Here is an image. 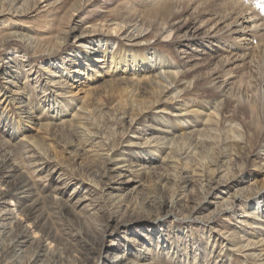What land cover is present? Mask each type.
<instances>
[{"label": "rangeland", "instance_id": "rangeland-1", "mask_svg": "<svg viewBox=\"0 0 264 264\" xmlns=\"http://www.w3.org/2000/svg\"><path fill=\"white\" fill-rule=\"evenodd\" d=\"M166 1L168 2L164 4ZM191 1L193 0H12V2L11 0H0V161L6 163L8 170L13 164L14 172L12 171V174L14 177L11 185H16L26 178L32 188L31 203H33L25 209L24 214L18 216V219L15 218L11 221L14 223L12 237L25 233L27 230L29 233L34 232L32 236L37 239L34 244H31V248H27L22 253L8 249L4 251L10 242L9 239L4 240L0 245V264H46L47 262L60 264L62 260L65 261L64 263L62 261L61 264H80L75 252H71V249L73 247L75 249L77 245L80 248L81 240H83L79 236L80 233L77 232L78 228H81L79 223L84 227L90 226L88 228L95 232L106 227L107 221L109 222L111 219L109 216H112L119 208L113 196L121 198V206H123L120 208L122 214L116 215V219L123 215L127 206L141 205L144 211L146 210L145 212L150 211L155 217L157 205L154 200L158 201V198L161 197L166 202L165 205L169 206L166 209H173V211H166V213L165 209L162 215L159 214V218L153 217L157 219L154 222L146 219L153 216L149 215L141 220L136 219L134 223H127L119 230L120 232L116 233L118 235L115 236V233L104 235L102 237L105 244L103 247H107L112 241L118 242L117 239L124 236L133 237L134 233L141 238L143 243L145 239L141 236L140 231L150 225L152 227L159 226V230H163L165 234L168 232L166 237L169 240L166 247L168 255L165 259H160L161 248L156 246L154 248L156 264H176L177 257L174 255L177 244L184 246L188 252V260H191L189 255L195 252L196 247L201 251L205 249L209 264H221L222 260L225 264H261L256 258L250 261L246 253L247 255L255 253L261 260H264L260 249H254L255 245L251 246L253 250H249L245 254L234 251L237 246L242 245L244 240L249 239L251 243L254 241L247 235V231L251 230L250 226L247 227V223L237 222L246 221L244 209L240 210L239 202L241 200L239 197L233 199L231 196H227L224 199H216V201H212L215 204H209L207 207V202L213 199L211 196L216 192L215 189H212L210 195L200 203L201 205L198 204L197 209L191 211L189 215L180 212V207H175L176 209L172 207L175 206L174 202L177 203L181 199L183 203H186V206L190 203L193 205L195 199L201 195L202 189L209 185L214 168L220 169L215 172V176L230 172L229 175L233 177L239 168L250 169L253 167L254 161H260L262 158L264 160V119L261 118L260 113L252 115L247 111V105L244 102L246 93L254 97L256 94L264 93V58H262L264 56L260 52L256 53L254 65L246 62L234 68V71H237V79L248 86L247 90L240 93L239 100L236 102L220 99L218 92L211 86L212 70L210 74L207 71L205 76L199 75L206 68L212 69V66L185 72L180 80L184 81L188 87L182 86L175 89V85H171L168 80L155 77V74L151 73L153 70L134 72L128 70L124 78L127 80L124 81L122 74L116 70H110L108 65L105 66L104 71L98 69L97 72H94L96 76L93 77L92 71L95 70L91 67H98L99 64L87 62L83 55L79 57V65L77 62L76 64L72 63V48H82V45L88 43L87 40L76 42L75 36L81 32L78 26L79 28L81 26L90 28L92 25L103 22L113 25L123 23L125 26L131 21L129 19L133 18L139 22L135 27L128 29H130L129 32L137 33L143 20L146 25H143L140 31L144 32L143 38L148 42V45L146 49L136 51L138 57H146L151 52H159L168 60L171 59L176 66H180V58L174 49L176 46L173 42L175 35L172 34L169 38L162 34L155 35L153 29L158 25L155 23L166 22L169 24L189 16L197 19H209L224 9H236L243 15L246 11L240 5L241 3L244 4V7L249 6V11L254 15L260 16L263 13L262 8L259 7V4H263L260 0H195V3ZM192 10H196V13ZM192 13L194 14L192 15ZM167 34L170 35L169 32H166L165 35ZM103 36L108 39L111 50L117 51L119 46L126 48V52H129L128 61L131 59V53L134 54L133 51L138 50L133 45H125L127 42L123 41L121 37L114 35L111 39L107 35ZM261 37L264 40V33ZM124 49L121 50V54L124 53ZM69 53L71 54L68 58ZM127 53H125L126 57ZM99 57L97 54V58ZM51 60L56 66L62 64L63 69L68 68L65 71L70 76L68 75V78L60 77L59 75L62 73L57 74V71L49 73ZM262 66L263 68H261ZM256 68L257 70H255ZM75 69L78 70L76 73L73 72ZM72 75L76 77L73 78ZM192 110L198 113L186 115L188 111ZM56 113L67 114V124H54L52 116ZM176 114L179 117H176ZM173 115L174 117H172ZM181 115L188 118L185 120L190 123L179 122ZM209 115L214 116L215 119L212 120ZM157 117L170 118V120H174V124H180V127H184L188 132L187 137H183V140L179 139V143L174 144L172 151H169V156L171 155L173 161L176 162L174 165L171 164L170 168L166 165V168L170 169L169 173H176V177L180 175L178 178H181V181L194 179L192 182L187 181L182 184L177 182L178 178L174 179L175 176L169 182L154 177L151 175L149 167L155 164H147L148 167L145 168L139 167V163L143 161L136 156L134 150L130 151L126 146L129 140H132L133 135L151 137L152 135H148L151 129L148 128L151 124H159ZM73 128H77V130L81 128L80 133H75ZM146 129L148 130L146 131ZM190 143H193L192 147ZM195 148L197 149L195 150ZM125 152L128 153L126 157L132 163L130 168L132 173H128V175H136L135 179L140 182L137 188H133L136 182L128 183V175L109 172L108 167L115 165L107 155L119 157ZM154 154L158 156L159 149H156ZM136 168L141 169L140 172L135 170ZM209 171L210 174H208ZM125 183L130 185V189L132 188L129 195L124 189L126 188ZM0 185L1 188L5 187L2 183ZM225 186L219 187L224 188ZM72 190H75L74 194ZM85 197L86 200L80 207L75 205L78 203V199ZM190 198L193 201L189 200ZM226 200L231 206L233 205L232 210H222L223 212L217 214L216 205L224 202L221 205L222 208L228 204ZM4 207L5 204L0 205V209ZM200 209L201 213H199ZM234 211L236 214H233ZM206 216H210L211 219L206 221L208 219ZM114 223L113 220L110 224ZM144 234L147 233L144 232ZM221 234L226 238L229 236L228 240L221 237ZM241 235H245L244 238ZM151 236L154 237V235ZM43 243L44 248L42 247ZM128 243L130 246L131 242ZM132 247L135 250L138 245ZM41 248L42 251L44 250L42 253H45V258L42 257L44 260L33 259V253L40 252ZM19 254H23L22 257ZM218 259L221 260L217 262ZM102 263L103 261L98 262V264Z\"/></svg>", "mask_w": 264, "mask_h": 264}, {"label": "bare ground", "instance_id": "bare-ground-1", "mask_svg": "<svg viewBox=\"0 0 264 264\" xmlns=\"http://www.w3.org/2000/svg\"><path fill=\"white\" fill-rule=\"evenodd\" d=\"M196 1L193 0L191 2L195 3ZM11 2H12V0H11ZM13 2H15V1H13ZM167 2L168 1L164 2V4L167 3ZM236 3H238V2H236ZM200 4H202V3H200ZM240 5L246 11V13L243 14V15H241L236 9H230V10H225L224 9V10H221V11H218L219 10L218 9L217 10L218 12L216 13V15L214 17H212V18H209V19H197V18L189 16V17H182L183 19L176 20V21L172 20L173 22H171L169 24H167L166 22L155 23V25L158 24L157 26H155V29H153L155 35L162 34V35L166 36V38H169L172 34L175 35V37L173 38V42H175V45H176V46H174V49H175L178 57L180 58V66H178V65L176 66L175 63L171 59L168 60L165 56H163L159 52H151V53H149V56L147 55L148 57L147 56L146 57H144V56L138 57V55L136 54V51L144 50V49L147 48V45H148V42L145 41V39L143 38L144 37V35H143L144 32L140 31L143 28V25H146V24L142 20L141 21L142 24L140 23L141 26L138 27L137 33L135 31H133V30H132L133 32H129L131 27H135L137 25V23L139 22V20L133 19V18L129 19L131 21H129V23L125 24V26L123 25V23H117L116 25H113L111 23L108 24L107 22H103V23L98 24V25L97 24L92 25V26H90V28H85L84 26H81L79 28V26H78V29H79V31L81 30V32H80L79 35L75 36L76 42L79 43L80 41L87 40L88 43L82 45L83 47L81 45H79L82 48H80V47L72 48V53H73V55H72L73 56L72 57L73 62L72 63L76 64V62H77V64H78V60H79L80 55H83L87 62H93V64H96V65L99 64L98 67L97 66L91 67L92 69L95 70V71H92V76L93 77L96 76L94 72H97L98 69L101 70V71L102 70L104 71V68H105L106 65H108V68L110 70L113 69V70H116L118 73L120 72L122 74L121 76H123L122 79H124L126 77L125 74H126V71H128V70L130 72H134V71H137V70L138 71H147V70L151 71V70H153L151 73H154L155 77H157L159 79L163 78L165 81L168 80L171 85H175V87H176L175 89H177L178 87H182V86L188 87L187 85H185L184 81L180 80L181 76L185 72H191V71L200 69L202 67H206V66L207 67H211L212 66V69L206 68L205 70L200 72L199 75L200 76H205L207 71H209V74L212 72V77L209 76V77L213 78L212 81H211V86H213L214 89L218 92V96L220 97V99L221 100L222 99L227 100L228 102H234V101L236 102V101L239 100L240 93L243 90H247L248 86H245L240 81V79H237V77H238L237 74H236L237 71H234V68H237L238 65L245 64L246 62L254 65V62L256 61L255 60L256 53L260 52V54L264 56V43H263L264 40L261 37V35L264 33L263 32L264 31V7H263L264 4H261V5L259 4V7L262 8V12H263L260 16L254 15L253 13H251L249 11L250 10L249 6L248 7H244L243 3H241ZM205 7H206V5H205ZM218 7H219V5H218ZM192 12L196 13V10L195 11L192 10ZM194 13H192V15ZM181 14H183V13H181ZM197 14H199V13H197ZM175 15H176V13H175ZM161 26H163V27H161ZM128 28H130V29H128ZM166 32H169L170 35L169 34L165 35ZM103 35H105V36L107 35L108 37H111V39H112V37H114V35H115V37L116 36L119 37V38L121 37V39H123V41L127 42V43H125V45H128V46L129 45H133L134 47H137L138 50H134L133 51V52H135L134 54L130 52L131 53V56H130L131 59H130V61H128L127 58H129L128 57L129 52L128 53L126 52V48L124 49L123 46H119L117 48V51L116 50H111V45H110L108 39L105 38ZM140 47H142V48H140ZM122 49H124V53L123 54H121V50ZM95 52H97V53H95ZM125 53H127V57H126ZM70 54L71 53H69L68 58H69ZM97 54L100 56L99 58H97ZM150 54H151V56H150ZM152 54H154V55L152 56ZM65 58H67V57H65ZM65 58H64V60H65ZM262 58H264V57H262ZM50 62H51V67H50L49 73H53V72L57 71V74L58 73L60 74V72L62 73L61 75H59L60 77H64L65 76V77L68 78L70 76L69 73L65 71L68 68H64L63 69L62 68L63 67L62 64H58L56 66L55 63L52 60ZM150 63H151V66H149ZM263 66L261 68H263ZM253 68H254V66H253ZM255 70H257V68ZM77 71L78 70L75 69L73 72L76 73ZM87 71H89V70L87 69ZM71 72H70V74H71ZM261 72H263V71H261ZM196 74H193V75H196ZM72 76H73V78L76 77V76L74 77V75H72ZM121 76H119V77L121 78ZM155 77H153L154 80H155ZM125 80H127V78L124 79V81ZM112 81H114V80H112ZM188 84H190V82H188ZM151 87H153V86H151ZM205 88H206V86H205ZM183 91H181V92H183ZM160 93H161V91H160ZM143 94H141V95H143ZM165 97H166V95H165ZM244 102L247 105V111H249L252 115L260 113L261 116H262L261 118L264 119V93L263 92H262V94L260 93L259 95L256 94L255 97L250 95V94H248V93H246V99L244 100ZM259 103L261 104L260 106L257 105ZM188 104H189V102H188ZM197 110H198V108H197ZM196 113H198V112L192 110V111H188L186 113V115H194ZM184 115H181L182 117L179 118V122L187 121V123H190L188 120H185V119H188V118L183 117ZM196 116L198 117V115H196ZM206 116H208V115H206ZM52 117L54 119V120H52V121H54L53 122L54 124H58V123H62V124L66 123L67 124V120L68 119L66 118L67 114H65V113H63V114L56 113V115L54 114ZM172 117H174V115ZM176 117H179V116L176 114ZM197 117H194V118H197ZM157 118H159V117H157ZM211 118H212V120H213V118L215 119L214 116L211 117ZM207 120H208V118H207ZM158 121H159V124H151L150 128H148V129H151L150 133H148V135H152L151 137H149V136L148 137H142V136L140 137L139 135H133V137H131L132 140H129V143L126 146L129 147L128 149H130V151L134 150L133 152L136 153V156H138V158H140V160L144 162V163L143 162L139 163V167L145 168V167H148L147 164H151L152 165V163H153L155 165L149 167L151 175H153L156 178L158 177L160 180H165L166 182L167 181L169 182V180L174 178V176H175L174 179H177L180 176V175H177V177H176V175H175L176 173L175 174L169 173L170 169L167 170L168 168H166V165H168L169 168H170V165L171 164L174 165V162H176V161H173L171 155L169 156V151L170 150L172 151V148L174 147V144H176L179 141V139H182L183 137H185L188 132L185 130L184 127H182V126L180 127V124H178V123L174 124L173 123L174 120L172 121V120H170V118H167V119L159 118ZM262 122H263V120H262ZM203 125H205V124H203ZM73 126H74V124H73V121H72V127ZM186 126L188 127L187 124H186ZM235 128H237V127H235ZM80 129L77 130V128H76V129H74V132L75 133H80L79 132ZM148 129H146V131ZM10 133L13 134L14 132H10ZM135 134H138V133L135 132ZM191 134H192V132H191ZM198 136H200V135H198ZM220 139H221V137H220ZM27 140H28V138H27ZM25 141H26V139H25ZM138 141H141V142H138ZM205 142H206V139H205ZM29 143H33V142H29ZM192 144H191V147H192ZM30 145L32 146V144H30ZM36 145H38V144H36ZM204 145H205V143H204ZM239 146L241 147V145H239ZM183 147H184V145H183ZM235 147H237V145ZM197 148H195V150ZM156 149H159V152H160V154L158 156L154 154ZM181 150H183V149H181ZM205 150H207V149H205ZM182 153H184V152H182ZM206 154H208V153L206 152ZM126 155H128V153H126V152L123 153L122 155H120L119 157H116V156L115 157H110L109 154L107 155V157H109L108 159L111 160L112 164L115 165V166H112V167H108L109 168V172H111V174H119V175L126 176V175H128V173H132V169H130L131 166H132V163L129 161V159L126 157ZM224 155H225V151H224ZM177 157H180V156H177ZM208 157H210L209 154H208ZM233 158H234V156H233ZM240 158H239V160H240ZM242 158H244V157H242ZM181 159H184V158H181ZM252 161H254V160H252ZM226 162H228V161H226ZM239 164H240V162H239ZM253 164H254L253 167L250 168V169L249 168H244V167L239 168V170L236 172V175H234L233 177L231 175H229L230 172L224 173V174L222 173V175H216L215 176V172H217V170H220V169L219 168H214L213 169V174L211 175V178H210V181H209V185L208 186L204 185L205 187L203 186L204 188L203 189L201 188L202 189V193H201L200 196H198L195 199V203L193 205H190L191 204L190 203V204H188L186 206V203H183V200L181 199L180 201H177V203L174 202L175 206H172V207H174V208L175 207H180V209H181L180 212H183V213H186V214L189 215V213H191V211L197 209L196 207H197L198 204H200L202 201H204L207 198L208 195H210V190H212V189H215L216 192H215L214 195L211 196V198H213V199L210 200V202H207V207L209 206V204H215L212 201L213 200L216 201V199L217 200L218 199H224L227 196H231L233 199H236V197H239L240 200H241L239 202L240 203V210L244 209L243 213H244V218L246 219V221H237V222L240 223V224H246L247 223L246 224L247 227L250 226L251 230L247 231V235L252 237L254 239V241H253V243H251L249 241V239L248 240L247 239L246 240L243 239L247 243L245 244V242L243 241V243H241L242 245H240L239 247L237 246V248L234 249V251L235 252H239V253L243 252L245 254L247 251L253 250L251 246L255 245L254 249L258 250V248H259L261 253H262V256L264 257V160L262 158L260 161L259 160L258 161H254ZM12 165H10L11 166V167H9L10 170H8V169H6V163L4 161H0V183H2L5 186L4 188H1V185H0V205L1 204H5V207L0 209V245H2V242H4V240L6 241V240L9 239V241H10L9 245L7 244V247L4 248V251H6V249H8V250H11V251H14V252L18 251L19 253H22V252H25L27 250V248H31L32 247L31 244H34L37 239H35L36 237L32 236V234L34 232H30L29 233L27 230L25 231V233H21V234H19L16 237H12V233L14 231L13 230L14 223H12L11 221H13L15 218L18 219V216L20 214H24L25 209L28 208L30 206V204L33 203V202L31 203V196H32L31 189L32 188H31V185H30L29 181L26 178L23 179L21 182H18V184H16V185H11L12 178L14 177V175L12 174V171H13ZM223 167H224V165H223ZM97 170H99V169H97ZM135 170L140 172L141 169L138 170V168H136ZM234 170H233V172H234ZM194 173H196V172H194ZM52 174H53V171H52ZM208 174H210V171L208 172ZM133 176L134 175H132V176L128 175L127 177L129 179H127V180H128V183H131V182L132 183L133 182L134 183L135 182L139 183V184L135 183L134 187L132 186L133 188H137L140 185V182L135 179L136 175L134 177ZM111 178H113V177L111 176ZM184 179H185V177H184ZM202 179H204V178L202 177ZM192 180H194V179H192ZM192 180H188L187 179L188 182H192ZM187 181L186 180L185 181H181V178L177 179V182H181L182 184L186 183ZM197 182H199V181H197ZM128 183L124 184L125 187H126L124 189L126 191V194L129 195L130 192L132 191V188L130 189V185ZM171 183H173V182H171ZM195 183H196V181H195ZM201 184H202V182H201ZM244 184H246V185H244ZM221 185H226V186L224 188H221V187H219ZM192 186H194V185H192ZM98 187H99V185H98ZM112 189L116 190L117 188H112ZM187 190L189 191V189H187ZM73 192H75V190H72V193ZM113 198H115L114 201L119 206V208H118L117 211H115L114 214H112V216H109L111 219L109 220V222L107 221L106 227H104V228H102V229H100V230L95 232V231H93V229L91 230L90 228H88L90 226L84 227V225H81L79 223V226L81 228L80 229L78 228L77 232L80 233L79 236L83 240H81V246L79 245L80 248L76 244L77 246H75V249L73 247V249H71V252H75L76 258L81 262L80 264H98V262H100V261H103L102 264H156L157 258H156L155 252H154V248L156 246H157V248L158 247L161 248V254L162 255L159 256L160 259H165L167 257L166 255H168L167 254L168 250L166 249L167 242H169V240H167V238H166L167 235H168V232H167V234H165V232L163 230L162 231L159 230L160 229L159 226L152 227V226L149 225L148 227H146V229L140 231L141 236L143 237V239L146 240V241L144 240L143 243H142L141 238L137 237V234L135 235V233L134 234L132 233L133 237H125L124 236L121 239H117L116 238L118 242L112 241L111 243H109V245L107 247H103L105 245L104 242L102 241L103 240L102 237L104 235H107V234L111 235L112 233H115V236H116V235H118L116 233L120 232L119 230L122 227H124V225H126L129 222L134 223V221L136 219L137 220L144 219L145 216L153 215V216L147 217L146 219L152 220L154 222V220L155 221L157 220V219H154V218H157L158 216L160 217V215L163 214V211L166 208L167 209L169 208L168 205H165L166 202L162 199L163 197H161L160 199L158 198V201L156 199L154 200V201H156L155 204L157 205L156 206L157 207L156 208L157 212L155 213V217H154V214L150 213V211L145 212L146 210L144 211V208L141 205V206H136V207L135 206H133V207L127 206V208L125 209L123 215L119 219H116L115 218L116 215H121L122 214V212H121L122 210L120 208L123 207V206H121V198H118V196H113ZM176 198H177V196H176ZM191 198L189 200H192ZM85 200H86V197L85 198H80V199H78V203L75 204V205L80 207L84 203ZM95 202H97V201H95ZM223 203H218L216 205V208L214 207L216 209L217 214H220L221 212H223L222 210H224V211H231L232 210V208H233L232 206L233 205L231 206V204H229V202H228V204H225L221 208V205ZM202 205H204V204H202ZM10 207H14V208H10ZM167 209L165 210V212L166 211H168V212H172L173 211V209H170V210H167ZM128 212H130V213H128ZM201 212H202V210L200 209L199 213H201ZM233 214H236V211H234ZM206 219H207L206 221H208L211 218H210V216H206ZM113 220L115 221V223L114 224H110ZM97 222H99V221H97ZM137 222H139V221H137ZM232 223H234V222H232ZM96 224H98V223H96ZM39 229H40V227H39ZM108 230H109V232H108ZM49 231H50V228H49ZM216 231H218V230H216ZM144 232L147 233V234H144ZM151 235H154V237H152ZM244 236L245 235H241L242 238H244ZM49 237H50V235H49ZM221 237L226 238L222 234H221ZM156 238H157V241H155ZM227 238H226V240H228ZM43 242H45V241H43ZM128 242H131L130 246H128L130 244ZM145 243H146V245H144ZM132 244L133 245H138V247L135 248V250H134V247H132L133 246ZM160 244H161V246H160ZM232 245H234V244H232ZM43 246H44V243H43L42 247ZM63 246H64V244H63ZM122 247H123V249H122ZM67 248H69V247H67ZM175 250L176 251H175V255L174 256L177 257V260L175 261L176 264H209L208 257L206 256L207 252H206L205 249L201 251L200 248L196 247L195 252L194 253H190V255H189V258L191 257V260H188V252L185 250L184 246L177 244ZM42 252H44V250L42 251V248H41L40 252L36 251L35 253H33L34 254L33 255L34 258L33 257L32 258L35 259V260L37 259L39 261L40 260H44V259H42V257L45 258V253H42ZM19 255L21 256L23 254H19ZM246 256L249 257L250 261H252L254 258H256L258 261H260L261 264H264V262H263L264 260H261L259 258V255H256L255 253H252L250 255H247V253H246ZM247 257H245V258H247ZM59 260H61V259H59ZM219 260H221V259H218L217 262ZM62 261H60V264H61ZM64 261L62 263H64ZM46 264H49V262H47ZM52 264H58V263L53 262ZM221 264H225L223 262V260H222Z\"/></svg>", "mask_w": 264, "mask_h": 264}]
</instances>
